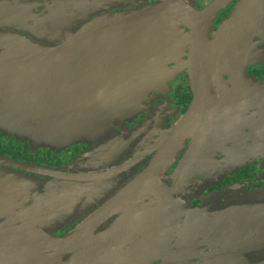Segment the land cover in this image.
I'll return each instance as SVG.
<instances>
[{"label":"water","instance_id":"obj_1","mask_svg":"<svg viewBox=\"0 0 264 264\" xmlns=\"http://www.w3.org/2000/svg\"><path fill=\"white\" fill-rule=\"evenodd\" d=\"M109 1L132 4L139 0ZM160 1L155 5L145 2L139 11L102 17L76 31L74 19H81L79 16L87 12L88 0L73 5L69 1L61 5L54 3L48 15L41 12L36 19L25 17L23 10L15 5L16 0L9 12L0 6V24H19L29 32L28 37L0 34V135L27 143L31 151L55 152L63 146L90 140L97 144L96 157L107 161L114 149L109 151L108 146L120 142L131 144L143 136L145 129L129 132L121 138L113 132L115 128L122 129L125 121H131L144 109L146 93L155 85H140L129 80L133 50L137 49L141 38L140 34L131 32V27L170 15L188 18L192 25L191 46L199 49L191 50L193 102L171 134L152 131L158 138L152 140L150 131L143 140L154 141L157 148L144 175L151 183L159 184L166 169L180 156L186 139L195 134L197 146L200 122L216 103L209 75L210 51L201 49L209 45L207 23L228 0H215L205 11L185 4L173 5L174 0ZM236 14L250 17L261 27L260 31H264V0H242ZM113 79L114 83H110ZM194 155L190 151L186 163L180 167V176L185 169L188 171ZM88 157L82 156V159ZM9 161L0 157V165L11 164L15 170L36 174L39 179L0 170V264H106L113 242L109 244L105 240L103 244L106 232L96 234L115 214L112 209L109 211L108 205L86 216L68 236L57 235L67 224V216H85L96 200L89 188L79 187L77 200L72 201L66 193V184L62 186L59 180L87 184L97 179L65 177L45 166ZM74 164L89 167L80 160ZM239 192L237 186L227 189L224 197L229 205L219 211L193 210L165 191L155 193L162 210L158 213L156 227L159 233L164 231L169 238L170 232L182 233V226L168 224L170 210L186 216V248L174 251L168 246L173 239L176 242L180 233L173 235L170 241L165 235H158V241L163 242V248H170L171 254L181 255L186 249L192 255L202 249L198 241L209 231L210 243L215 245L213 261L204 257L202 264H264V204L257 206L241 195L237 197ZM141 194L121 196L114 206L133 207L142 198ZM117 223L116 232L122 233L124 225L122 221ZM155 241L150 237L149 243ZM100 244L103 248L98 255L95 248ZM146 249L143 245L135 248L128 264H146ZM77 251V257L65 260L68 253ZM96 255L100 260L95 259ZM189 260L186 264H193Z\"/></svg>","mask_w":264,"mask_h":264},{"label":"flooded vegetation","instance_id":"obj_2","mask_svg":"<svg viewBox=\"0 0 264 264\" xmlns=\"http://www.w3.org/2000/svg\"><path fill=\"white\" fill-rule=\"evenodd\" d=\"M13 1L0 0V6L4 11L9 12ZM16 1L15 5L23 10L25 17L30 19H36L41 12L48 15L54 3L61 5L64 1H69L73 2V5L77 1L84 2V0ZM214 1L174 0L172 3L185 4L198 11H205ZM241 1H226L207 23L206 37L209 45L201 50L210 51L209 75L216 103L212 112H208L200 122V141L197 146L194 144L198 139L195 134L186 139L180 156L166 169L159 184L151 183L144 175L155 156L149 158L140 169L137 163L135 169L130 166L135 159L146 156L151 151H155L153 155L156 153L154 141L140 142L142 137H139L131 144L120 142L108 146L109 151L114 148L113 152L108 156L107 161L101 160V163H109L111 167L104 169L103 174L91 177L97 179L96 182H88L80 186L89 188L96 200L85 216L74 217L73 214L70 218L67 216V224L58 230V237L68 236L81 225L86 216L103 205H108L109 211L112 209L115 214L105 222L101 232L96 234L106 232L103 244L105 240L109 244L113 242L112 254L108 256L106 264H128L132 251L140 245L147 248L148 255L145 256L147 257L145 260L149 261V264H186L189 259L193 264H202L205 261L204 257H210L209 260L213 261L215 245H212L211 239L208 238L210 232L200 236L198 241L202 246L200 251L197 249V252H192L191 255V252L183 249L184 253L181 255L171 254V249L175 251L181 250L182 247L186 248V216L170 210L168 224L170 226L177 224V228L182 226V233L170 232V238L164 231L159 233L156 227L159 221L158 213L162 210L155 193L165 191L169 197L193 210L219 211L227 207L229 202L224 197L225 191L237 186L241 190L237 197L241 195L245 197L242 199H247L257 206L264 204V31H260L261 27L251 21L250 17L237 16ZM145 2L148 5L161 3L160 0H139L132 4L88 0L87 12L79 16L81 19L77 17L74 19V31L86 23L108 15L139 11L146 5ZM81 4L83 8L84 5ZM161 20L131 27V32L140 34L141 38L138 40L137 49L133 50L134 62L129 80L140 85L146 83L155 85L146 93V105L137 117L125 121L122 129L115 128L113 133L118 138L141 129L145 131L149 129L152 140L158 139L152 131L171 134L178 123L186 117L193 102L191 50L199 49L191 46L192 25L188 18L185 20L181 16L170 15L162 17ZM5 33L29 36L26 27H21L19 24H0V34ZM113 81L114 79L110 83H114ZM147 117L151 119L149 128L147 123H144ZM96 145L93 142L76 143L56 152L46 149L31 151L27 143H20L14 138L7 139L0 135V157L13 163L61 168L68 166L79 155L93 153ZM140 148L142 151H139ZM190 151L195 154L193 162L188 171L186 172L185 169L184 174L180 176V167L186 163ZM96 160L98 161V159L93 161ZM5 167L14 170L11 164ZM137 168L139 170L133 176L128 175ZM101 170V168L96 169L95 172L100 173ZM26 174L33 176L29 172ZM33 177L39 179L37 176ZM41 179L46 181L45 177ZM123 179L127 181L122 182ZM68 181L59 180V183L62 186L66 184V193L73 198L72 201L77 200L79 186L76 187ZM103 181L107 182L99 183ZM149 189L154 192H144ZM140 194L142 198L138 199L133 207L123 209V206H114L119 203L117 200L121 196L137 197ZM234 205L237 206V203ZM126 214H128L127 218ZM120 221L124 228L122 233L120 231L117 234L116 225ZM158 235H165L168 241L173 235L178 236L176 242L173 239L168 243L170 249L163 248V242L161 244L158 241ZM150 237H154L156 241L149 243ZM180 244L184 245L179 246ZM102 248V244L98 245L95 254L100 255ZM78 254L79 251L68 253L65 260L69 261ZM98 255L95 259L100 260Z\"/></svg>","mask_w":264,"mask_h":264},{"label":"rangeland","instance_id":"obj_3","mask_svg":"<svg viewBox=\"0 0 264 264\" xmlns=\"http://www.w3.org/2000/svg\"><path fill=\"white\" fill-rule=\"evenodd\" d=\"M137 115H138V113L133 117V118H136L137 117ZM149 117H147V118H145L144 119V123H147V125H148V128L150 127V123H151V119L149 118ZM148 119V120H147ZM135 130V129H134ZM150 134V130L149 129H146V131H144L143 132V136H142V138L140 139V142L141 141H143L148 135ZM134 136V134L132 135V137ZM150 138H151V136H149ZM148 137V139H150ZM5 138H7V137H5ZM7 139H9V138H7ZM16 140V139H15ZM17 141V140H16ZM18 142V141H17ZM78 143H84V142H78ZM91 143V141L89 140V142L88 143H84V144H90ZM93 143H95V142H93ZM74 144H76V143H74ZM71 146V145H70ZM30 147V146H29ZM69 147V146H68ZM95 147V149H94V151H93V153H91V152H87V153H85V154H82V155H79L76 159H74L68 166H63V167H61V168H55V167H50V166H48V165H42V166H45V168L47 169V170H56V171H58L59 173H61V175L62 176H65V177H71V178H89V177H93V176H97L98 174H103L104 172H105V170L104 169H108L109 167H111V164H107V163H101V158L99 159V158H97L96 157V155H95V151L96 150H98L97 148H96V146H94ZM63 148H65V146H63ZM63 148H60V149H58L57 151H59V150H61V149H63ZM67 148V147H66ZM135 150V149H134ZM139 151H142V149L140 148L139 149ZM52 152V151H51ZM56 152V151H55ZM155 151H151V152H149L146 156H143V157H141V158H139V159H135L132 163H130V166H131V168L133 169H135V165H136V163H137V165H138V168L140 169L141 168V166L142 165H144L147 161H148V159L149 158H152V155H153V153H154ZM82 156H84V157H88V158H86V159H82ZM95 159H98V161L96 160V161H93V160H95ZM77 160H80V161H82V162H84V164L83 165H89V167H85V166H83V167H77V166H75L76 164H74V161H77ZM95 162V163H94ZM98 163V164H97ZM14 164H16V163H14ZM24 164V163H23ZM26 165H33V164H26ZM42 166H40V167H42ZM128 167H129V165H128ZM102 169L101 170V172L100 173H98V172H95V170L96 169ZM136 169L135 171H132L131 173H128V175H131V176H133V174L136 172V171H138L139 169ZM129 169V168H128ZM0 170H9V171H11V172H18V173H20V174H25V175H27L26 174V172H20V170L18 171V170H10L8 167H5L4 165H1L0 166ZM70 175V176H69ZM28 176V175H27ZM31 177H33V176H37L36 174L34 175L33 174V176L32 175H30ZM131 176H129V177H131ZM127 179H129V178H127ZM127 179H123V181L122 182H126L127 181ZM68 182H71L72 184H74L76 187H80L81 185H83V183L82 182H75V181H68ZM105 182H107V181H103V182H99V183H105Z\"/></svg>","mask_w":264,"mask_h":264}]
</instances>
